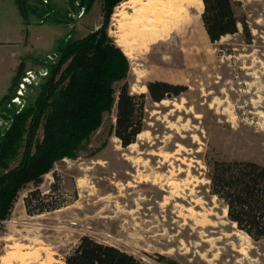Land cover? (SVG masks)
<instances>
[{
    "label": "rangeland",
    "instance_id": "374dc122",
    "mask_svg": "<svg viewBox=\"0 0 264 264\" xmlns=\"http://www.w3.org/2000/svg\"><path fill=\"white\" fill-rule=\"evenodd\" d=\"M127 1L115 8L108 31L124 54L119 44L134 47L132 58L125 54L132 93H148L147 84L155 81L185 90L162 103L148 98L144 131L126 148L112 134L114 109L75 158L58 162L39 187L27 185L2 224L0 257L5 260L0 264H21L14 258L19 251L32 255L26 264H64L84 237L144 264H264V240L255 241L230 220L227 205L212 194L206 164L208 158L264 165V0H236L249 13L250 42L240 25L237 35L212 43L202 20L204 6L201 15L193 12L192 24L147 45L136 43V35L120 30L114 20L118 12L133 13L123 9ZM80 4L28 1L27 48L19 62L3 69L0 62V101L12 98L0 106V135L10 127L12 114L37 95L62 46L102 26V0L91 9ZM9 9L18 16L14 3L5 0V13ZM22 62L25 70L14 87ZM9 69H16L13 79ZM121 86L117 83L116 91ZM42 138L43 125L35 144ZM37 190L46 197L40 207L47 210L38 213L33 200L36 214L30 215L26 199Z\"/></svg>",
    "mask_w": 264,
    "mask_h": 264
},
{
    "label": "trees",
    "instance_id": "16d2710c",
    "mask_svg": "<svg viewBox=\"0 0 264 264\" xmlns=\"http://www.w3.org/2000/svg\"><path fill=\"white\" fill-rule=\"evenodd\" d=\"M26 24L29 0H16ZM91 9L97 0H80ZM124 0H102L104 21L98 30L84 38L70 40L60 51L58 63L42 84L37 95L22 110L13 113L10 127L0 135V233L9 219L20 193L27 185L39 187L46 175L64 159H73L84 142L90 140L103 124L106 114L116 109L112 134L129 147L144 131L148 98L162 103L169 96H179L185 88L167 82L147 84L148 93L134 94L129 83L130 63L109 35L111 16ZM202 20L212 43L239 33L241 25L248 42L252 40L249 13L236 0H203ZM25 63L13 80L17 86ZM117 83H123L118 91ZM11 96L0 101L4 107ZM43 125V138L35 136ZM25 142V148L23 147ZM21 150H23L21 155ZM21 155L17 166L11 163ZM212 194L224 201L230 220L255 241L264 240V165L253 161H224L206 158ZM46 197L39 190L26 199L30 215L33 200L38 213ZM64 205L52 207L54 211ZM64 264H144L125 251L84 237ZM172 264V263H168ZM175 264V263H173Z\"/></svg>",
    "mask_w": 264,
    "mask_h": 264
},
{
    "label": "bare ground",
    "instance_id": "6f19581e",
    "mask_svg": "<svg viewBox=\"0 0 264 264\" xmlns=\"http://www.w3.org/2000/svg\"><path fill=\"white\" fill-rule=\"evenodd\" d=\"M123 9L133 10V13L124 10L114 15L119 29L128 32L130 36L136 35V43L147 45L163 41L172 33L192 24L195 20L193 12L201 15L204 2L202 0H129L123 4ZM119 46L125 50L127 57L132 58L134 47L130 43ZM30 256L32 255H22L21 251L14 254V258L21 264H26ZM36 257L39 258L40 254ZM0 260L5 259L0 257Z\"/></svg>",
    "mask_w": 264,
    "mask_h": 264
},
{
    "label": "crops",
    "instance_id": "0c3cea01",
    "mask_svg": "<svg viewBox=\"0 0 264 264\" xmlns=\"http://www.w3.org/2000/svg\"><path fill=\"white\" fill-rule=\"evenodd\" d=\"M16 7L18 16L14 10L9 9L5 13V0H0V62L2 63L1 69L6 64L7 68L10 61L14 60V63L19 62L20 54L27 48V42L30 41L32 27L31 22L27 25L21 14L20 7L16 0H11ZM12 17L16 19L14 22ZM7 52V53H6ZM5 53V54H4ZM3 55H6V60H2ZM9 61V63H7ZM4 68V69H5ZM10 70V69H9ZM16 70V69H15ZM15 70L11 69L9 77L13 79L15 76Z\"/></svg>",
    "mask_w": 264,
    "mask_h": 264
},
{
    "label": "water",
    "instance_id": "95a60500",
    "mask_svg": "<svg viewBox=\"0 0 264 264\" xmlns=\"http://www.w3.org/2000/svg\"><path fill=\"white\" fill-rule=\"evenodd\" d=\"M203 1V0H202ZM147 87V86H146ZM148 89V88H147Z\"/></svg>",
    "mask_w": 264,
    "mask_h": 264
}]
</instances>
